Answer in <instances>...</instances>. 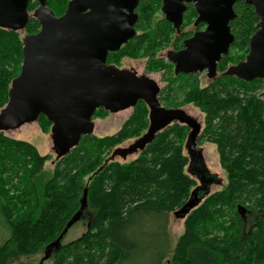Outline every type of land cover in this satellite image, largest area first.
Returning <instances> with one entry per match:
<instances>
[{"label": "trees", "instance_id": "1", "mask_svg": "<svg viewBox=\"0 0 264 264\" xmlns=\"http://www.w3.org/2000/svg\"><path fill=\"white\" fill-rule=\"evenodd\" d=\"M68 1L46 0V8L58 17ZM38 8L36 0L28 2L26 35L39 30L34 16ZM233 11V44L217 65V77L205 87L197 76L175 75L168 61L156 58L171 39L177 50L191 35L185 26L196 17L191 4L176 32L161 14V0H139L135 36L106 58L113 65L121 56H146L150 70L162 71L166 86L158 101L165 108L192 104L201 111L199 141L215 145L225 172V187L188 211L173 249L168 215L178 214L194 192L199 197L202 192L186 173L187 133L177 123L156 133L134 160L120 163L112 158L119 145L138 140L148 129L149 111L139 101L115 134L82 136L75 148L55 160L48 177L43 167L50 156L0 132V216L10 231L0 246V264L43 253L59 240L80 209L84 191L85 211L91 214L88 228L80 238L53 250L52 264H264V80L245 82L228 75L225 67L234 53L235 64L244 60L259 18L243 1L236 2ZM21 49L18 32L0 28V111L19 74ZM99 113L107 112L98 109L93 118ZM37 122L42 132L49 131L43 115ZM238 206L245 209L244 218Z\"/></svg>", "mask_w": 264, "mask_h": 264}, {"label": "water", "instance_id": "2", "mask_svg": "<svg viewBox=\"0 0 264 264\" xmlns=\"http://www.w3.org/2000/svg\"><path fill=\"white\" fill-rule=\"evenodd\" d=\"M29 1L0 0V28L23 31L29 18ZM36 1L39 8L34 16L39 31L22 38L20 71L11 81L7 103L0 111V129L17 128L43 115L51 125L50 139L58 160L75 148L82 136L92 135V118L98 109L117 113L141 101L149 111L147 131L114 154L141 151L173 122L191 127L193 136L197 133L198 126L181 109L162 107L156 82L106 63L108 54L118 52L135 36L139 0H70L59 17L46 8V0ZM238 1L251 6L259 22L244 60L226 73L245 82L264 80V0H161V13L176 32L189 4L196 12L194 24L206 26L184 41L181 51L169 56L175 75L205 70L210 77L214 75L217 63L228 54L234 40L229 23L236 17L233 6ZM199 201L200 197L193 195L178 213L187 214ZM237 211L244 218L245 209L238 206ZM84 212L85 191L80 209L37 264H43L59 247L62 236Z\"/></svg>", "mask_w": 264, "mask_h": 264}, {"label": "rangeland", "instance_id": "3", "mask_svg": "<svg viewBox=\"0 0 264 264\" xmlns=\"http://www.w3.org/2000/svg\"><path fill=\"white\" fill-rule=\"evenodd\" d=\"M51 1H53V3L57 2V0H51ZM61 15H58V17ZM28 16L31 15L28 14ZM194 20L195 18L191 19V21L185 25L186 31L188 30L192 31ZM18 34L20 35L21 38H23L26 35L23 31L18 32ZM173 40L174 38L171 39L170 46L168 48L157 52L156 54L157 59H163L164 61H167L166 54L167 52L173 49L172 48ZM237 58L238 56L234 53L227 60V64L225 66L226 70L229 69L230 66H233L235 64L237 60L236 61L233 60ZM113 66L117 67L118 69L132 71L137 76H143L153 80L159 86L160 90L166 86V82L163 76L164 73L162 71L150 70L148 64V58L146 56H134V57L121 56L119 57V59L117 58V62L113 64ZM208 81L209 80L203 74L199 76V82L201 87H205L208 84ZM261 96L264 97V88L261 92ZM133 109L134 108L126 109L123 111H119L117 113L107 112L104 115L102 113L97 114L95 118H92L94 124L92 135L95 137H105L115 134L121 128V126L126 122V120L130 117V115L133 112ZM180 109L187 116L193 119L197 124H199L201 128L203 127L204 115L201 113V111L198 108H196L192 104H188L181 107ZM0 132H2L5 136L9 138L30 143L37 149L38 153L42 156L45 155L50 156V160H48L43 167L44 170L43 174L47 175V177L49 176V174L53 169V164L55 162V154L53 152L52 142L50 139V129L46 133L42 132L38 122L35 121V122L22 124L19 127L13 129H6V130L0 129ZM134 141L135 139L127 140L121 145H119L117 148L126 149L131 144H133ZM193 149L196 153L199 154V157L197 159V165L193 168H191L188 165L189 167L188 166L186 167V173L192 179L195 180L196 188L198 189L199 193L202 192L200 196V200H201L207 194H211L223 189L226 185V175L220 166L219 157L215 145L206 141H202L200 143H195ZM183 153L184 155L187 156L188 155L187 149H184ZM137 155L138 152L126 154L124 156H121L119 154H114L112 158L120 163H127L134 160L137 157ZM199 176L201 177V179L199 178ZM186 216L187 214L181 216V214L179 213L178 214L172 213L169 214L167 217V231L169 236L170 251L175 246L179 236L183 233V225ZM90 221H91V214L89 215L85 211L82 218L76 223H74L62 236V238L59 241V246L68 244L80 238L86 232ZM9 234H10L9 228L4 222V219L0 216V246L8 239ZM43 256H44L43 253L39 252L35 255L14 258L8 261L7 264H37L39 263L41 258H43ZM43 264H52V262L50 258H47L44 260Z\"/></svg>", "mask_w": 264, "mask_h": 264}, {"label": "flooded vegetation", "instance_id": "4", "mask_svg": "<svg viewBox=\"0 0 264 264\" xmlns=\"http://www.w3.org/2000/svg\"><path fill=\"white\" fill-rule=\"evenodd\" d=\"M192 5V4H191ZM193 6V5H192ZM194 8V7H193ZM194 11H195V9H194ZM196 13V12H195ZM35 14V13H34ZM196 18H197V16L195 17V20H196ZM183 20V19H182ZM195 20H194V23H195ZM193 29H192V33H191V35L188 37V38H185L184 40H182V48H180V49H177V50H171V51H169V52H167V61L172 65V71H173V69H174V66H173V64L169 61V56L172 54V53H176V52H179V51H181L182 49H183V42L184 41H186V40H188L189 38H191L195 33H197V32H202L204 29H205V25L204 24H198V25H195V24H193ZM234 41V40H233ZM233 44V43H232ZM232 44L229 46V49H228V53H229V51H230V48H231V46H232ZM222 59V58H221ZM221 61V60H220ZM219 61V62H220ZM218 62V63H219ZM241 62V61H240ZM218 63H217V65H218ZM230 67H232V66H230ZM173 73H174V71H173ZM204 75L209 81H208V84L211 82V81H213L216 77H217V74H218V71H217V66H216V70H215V73H214V75L212 76V77H210L209 75H207V72H206V70L205 71H203V72H200V73H193V74H183V75H194V76H197L198 77V79H199V76L200 75ZM179 75H181V74H179ZM200 83V82H199ZM207 84V85H208ZM206 85V86H207ZM159 95V94H158ZM157 98H158V96H157ZM161 104V103H160ZM162 107H164V106H162ZM165 108V107H164ZM167 109H170V108H167ZM172 109H180V108H172ZM189 117V116H188ZM191 119V118H190ZM193 120V119H192ZM194 121V120H193ZM173 123H177V124H179L178 122H173ZM172 123V124H173ZM194 124H196L197 126H198V131H197V133L193 136L192 135V128L191 127H189L188 125H186V124H179V125H181V126H184L185 128H186V133H187V136H186V140H185V143H184V149H187V166L189 165L191 168H193V167H195L196 165H197V159H198V157H199V154L198 153H196L195 151H194V149H193V147H194V145H195V143H200V141H199V137H200V134H201V130H202V128H201V126L199 125V124H197L195 121H194ZM188 166V167H189ZM196 172V171H195ZM193 195H197L198 196V193H196V192H194L193 193ZM199 197V196H198ZM191 200V199H190Z\"/></svg>", "mask_w": 264, "mask_h": 264}]
</instances>
